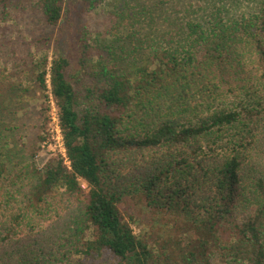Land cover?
<instances>
[{"label": "trees", "instance_id": "trees-1", "mask_svg": "<svg viewBox=\"0 0 264 264\" xmlns=\"http://www.w3.org/2000/svg\"><path fill=\"white\" fill-rule=\"evenodd\" d=\"M102 2L32 3L33 138L0 67V264H264V0H116L91 37Z\"/></svg>", "mask_w": 264, "mask_h": 264}, {"label": "rangeland", "instance_id": "rangeland-1", "mask_svg": "<svg viewBox=\"0 0 264 264\" xmlns=\"http://www.w3.org/2000/svg\"><path fill=\"white\" fill-rule=\"evenodd\" d=\"M34 2L35 0H8L7 11L5 13L1 12L4 6L0 5V28L7 27L5 28L4 34L0 32V43H5V46L0 47V67L3 68L7 60V71L13 70L14 77L12 81L21 83L22 88L27 85L32 90L29 98H25L27 104L22 110L23 115L20 112L17 113L18 117L22 115L21 118L23 117V121H27V129H20V132L22 131L23 133H26L27 138L34 137L35 131L37 130L36 124L39 123L42 117L41 93L29 77V66L27 65L29 62L28 59L30 57L33 60H37L42 55H47L48 59H51L54 48V45L52 44L53 47L49 46L45 49L43 46L44 44L39 39L49 30V28H44L42 23L32 15V3ZM115 2L116 0H103V2L91 12L87 10L83 11L80 19V26L86 25L91 33V37L95 35L97 29L103 30L107 28L111 24L109 12L112 11V5H114ZM79 31L83 32L84 37H90V34L82 29V27L79 28ZM100 37H103V35ZM6 38H9L8 42H4V39ZM25 43H30L29 50H26ZM88 43H90L89 40ZM12 49H14L15 52H12ZM14 53L19 58H16ZM23 60H26L27 64H25ZM25 102L26 101H24L23 105ZM48 103V130L51 136L48 138L49 140L47 143H41V148L38 150V161L42 162L49 157L51 151L57 150L63 152L57 120V110L51 98ZM23 141H26V137ZM82 186L84 189H88L87 184L84 181H82ZM131 227L134 233H139L140 227L137 223H131ZM215 257L217 259V255H215ZM112 263L111 260L106 262V264Z\"/></svg>", "mask_w": 264, "mask_h": 264}]
</instances>
